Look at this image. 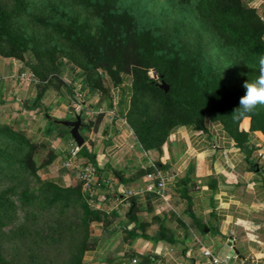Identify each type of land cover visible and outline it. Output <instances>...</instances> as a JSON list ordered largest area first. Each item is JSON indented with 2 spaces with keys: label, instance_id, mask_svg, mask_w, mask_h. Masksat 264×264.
I'll use <instances>...</instances> for the list:
<instances>
[{
  "label": "rangeland",
  "instance_id": "obj_1",
  "mask_svg": "<svg viewBox=\"0 0 264 264\" xmlns=\"http://www.w3.org/2000/svg\"><path fill=\"white\" fill-rule=\"evenodd\" d=\"M59 1L37 0L31 15L20 23L33 41L28 52L16 58L7 56V44L0 48L6 53L0 52V127L19 135L18 138L0 135V194L11 203L10 209L0 210V264H74L86 235L89 236L86 243L90 245L95 237L110 230L111 213L100 212L103 216L99 229L91 222L85 231L81 204L93 205L104 197L101 205L107 210L116 199L111 197L115 177L100 171L90 192L83 190L79 175L89 165L67 140L66 129L49 123V119L63 120L53 118L61 117V111H66L65 120H70L74 112L85 109L77 89L87 73L93 83L101 84L103 90L95 93V104L101 108L105 102L118 101L120 86L126 84L128 108L130 95L135 97V106L129 109L131 121L127 124L135 140L136 131L147 146L153 147L149 149L153 152L171 139L173 131L186 123H196L201 116L218 122L237 140L244 135L245 143L259 136L264 138L257 130L260 117H264V105H257L251 112L239 108V100L245 93L243 84L256 77L238 67L220 47L210 26L193 17L189 8L175 0H119L120 6L135 16L138 28L106 65L112 72L110 75L106 66L81 70L82 60L75 64L69 59L66 43L51 30L60 21L53 10L63 9ZM149 24L155 25L152 40H147L149 36L144 32ZM154 46L159 50L155 51ZM177 54L202 61L222 87L207 93L191 88L187 62L172 65L171 83L177 100L167 102L155 91L138 85L144 76L158 84L156 68L165 66ZM73 60L78 63L77 56ZM38 95L40 104L35 108ZM102 110L87 117L86 128H79L83 140L88 139L91 127L98 130ZM172 119L177 124L168 129ZM167 154L171 155V149L168 148ZM28 161L33 163L35 172L26 168ZM108 176L112 178L111 189L103 183ZM123 191L122 186L118 192ZM94 248L82 254L79 264L88 252L92 255Z\"/></svg>",
  "mask_w": 264,
  "mask_h": 264
},
{
  "label": "crops",
  "instance_id": "obj_2",
  "mask_svg": "<svg viewBox=\"0 0 264 264\" xmlns=\"http://www.w3.org/2000/svg\"><path fill=\"white\" fill-rule=\"evenodd\" d=\"M241 1L264 18V0ZM120 89L118 101L105 102V108L96 106L94 94L78 111L85 125L87 117L104 110L98 130L90 128L83 147L101 173L115 171L124 180V191L107 210L101 205L104 197L95 201L97 211L111 213L110 230L95 238L92 255L88 252L82 264H132V259L138 264L140 256L151 257L146 264H210L204 249L219 259L227 257L225 264H264V138L246 142L245 151L218 122L205 121L202 130L179 127L158 152L144 151L124 117L128 88L122 84ZM61 113L53 118L67 119L66 111ZM148 168L166 181L164 202L138 193L144 185L140 171ZM129 199L132 219L126 216ZM161 230L163 241L138 236L155 237ZM127 232L137 236L130 239Z\"/></svg>",
  "mask_w": 264,
  "mask_h": 264
},
{
  "label": "trees",
  "instance_id": "obj_3",
  "mask_svg": "<svg viewBox=\"0 0 264 264\" xmlns=\"http://www.w3.org/2000/svg\"><path fill=\"white\" fill-rule=\"evenodd\" d=\"M180 6L190 9V13L193 17L199 18L205 21L211 28L218 44L228 54V56L235 61L240 69L246 74L257 77V65L259 56L264 54V18L257 14L253 9L246 7L241 0H175ZM37 0H0V48L4 44L8 45L7 56L20 57L25 52L29 51L32 45V39L26 35L20 26V23L31 15V12L35 8ZM59 3L63 9H54L58 15V23L51 26L52 33L63 40L67 45V50L70 55H67L70 60L75 64L83 61V67L95 68L96 66L105 67L108 62L114 58L116 53L124 42H126L129 35L138 28L136 26V18L125 7H121L119 0H60ZM153 26V30L150 27ZM154 24H149V27L145 28L144 32L148 34V39H155ZM151 37V38H150ZM149 45H155L156 43L149 42ZM155 51L159 50L154 46ZM1 54L5 55L4 49H1ZM66 56V57H67ZM78 58L74 61V57ZM67 57V58H68ZM181 62H187V80L188 84L193 89H199L202 92H209V90L215 91L222 87V84L214 79L212 70L206 66L202 61L198 60L195 56L190 59H185L184 56L176 55L171 58L170 61L165 63L166 65L160 68H156L155 74L159 82H163L168 86L166 92L158 89L157 83L148 79L146 76L140 80L138 84L141 88L155 91L162 99L167 102L170 100H177L179 97L175 91L174 86L171 83V77L173 75L172 65H177ZM79 69V67H76ZM109 74L112 72L109 67H105ZM99 81L91 80V74L87 73L86 76L78 83V93L82 95V102L90 100L97 91H102ZM120 82L116 83V86ZM132 95V94H131ZM130 95L129 108L125 114L126 122L131 121L129 115V109L134 108L135 97ZM39 95L34 103V107L39 106ZM33 107V108H34ZM35 107V108H36ZM47 116V115H46ZM45 116V117H46ZM168 124V129L175 126L177 123ZM207 120L201 116L196 119V123H186L182 126H192L195 129L202 130L203 124ZM213 121V120H211ZM51 126L59 127L53 124L51 119L49 120ZM254 124V122H251ZM82 124V123H81ZM260 126L257 130L262 132L264 136V117H260ZM222 126V125H221ZM83 128L86 125L82 124ZM226 134L234 141L235 146L239 149L246 151L245 136L240 140H237L227 132L222 126ZM136 141L140 148L144 151H148L153 148L147 146L144 139L138 135L135 131ZM0 135H9L16 138L19 137L17 133L10 131L7 127H0ZM82 138H84L82 136ZM159 143V142H158ZM156 143V144H158ZM161 143V142H160ZM157 146L155 145V148ZM158 150V149H157ZM75 152L83 157L89 166H92L97 170V174L100 171L96 167V161L93 154L89 153L83 146L79 149H75ZM54 157H52L53 159ZM26 168L35 172V167L31 161L26 163ZM147 172L154 173L152 168H148L140 171V174ZM113 176L116 178L117 183L115 186V193L111 197L118 198L119 188L124 183V180L118 172L113 171ZM67 191V190H65ZM128 209L126 216L128 219L133 218L134 202L129 199ZM132 205V207H131ZM10 201L2 194H0V210L4 211L10 209ZM82 218L81 223L85 231L90 228L91 222L99 223L102 220L103 214L99 211L91 209L86 203L81 204ZM130 239L135 238L134 232H127ZM139 237L143 239H150L153 242L163 241L164 234L161 230L159 235L155 237H148L143 234H139ZM89 236H85L81 241V247L77 253L74 264H79L82 254L95 247V241H91L90 245L86 242ZM96 238V237H95ZM131 256V254H130ZM151 260V257L140 256L138 264H146Z\"/></svg>",
  "mask_w": 264,
  "mask_h": 264
},
{
  "label": "built area",
  "instance_id": "obj_4",
  "mask_svg": "<svg viewBox=\"0 0 264 264\" xmlns=\"http://www.w3.org/2000/svg\"><path fill=\"white\" fill-rule=\"evenodd\" d=\"M79 111V110H78ZM78 113V112H74ZM69 165L68 163L66 164ZM96 171L92 166H87L84 168V171L81 172L79 175V180L82 183V189L85 190L87 193L90 192V189H92V186L96 184ZM144 185L143 187L138 191L139 194L148 193L155 196V199L161 202H164L166 199V181L163 177L160 176V174L157 171H154V173L147 172L144 174ZM111 176H108L103 181L104 184L107 185L111 189ZM112 192L115 193V187L114 190L112 189ZM89 195V194H88ZM103 199V198H102ZM88 207L98 210L99 204L98 202H94L93 205L88 204ZM203 256L207 258L210 264H225L227 262V257L223 259H219L217 257H214L210 251L207 249H204L202 252ZM131 263H136L134 259L131 260ZM184 264V263H183Z\"/></svg>",
  "mask_w": 264,
  "mask_h": 264
},
{
  "label": "clouds",
  "instance_id": "obj_5",
  "mask_svg": "<svg viewBox=\"0 0 264 264\" xmlns=\"http://www.w3.org/2000/svg\"><path fill=\"white\" fill-rule=\"evenodd\" d=\"M258 75L255 80L243 84L244 95L239 100V108L251 112L257 105H264V54L259 56Z\"/></svg>",
  "mask_w": 264,
  "mask_h": 264
},
{
  "label": "water",
  "instance_id": "obj_6",
  "mask_svg": "<svg viewBox=\"0 0 264 264\" xmlns=\"http://www.w3.org/2000/svg\"><path fill=\"white\" fill-rule=\"evenodd\" d=\"M157 87L163 92H166L168 89V86L163 82H159L157 84ZM51 121L53 122V124L62 126L66 129V138L72 143L75 149H79L80 147L83 146V142H84L83 138L78 132L79 128L82 126L80 112L73 113L72 119L70 120H51Z\"/></svg>",
  "mask_w": 264,
  "mask_h": 264
}]
</instances>
